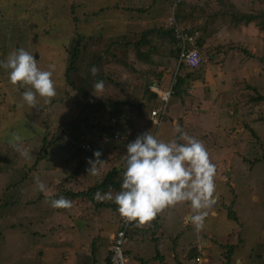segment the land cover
<instances>
[{"label": "rangeland", "instance_id": "374dc122", "mask_svg": "<svg viewBox=\"0 0 264 264\" xmlns=\"http://www.w3.org/2000/svg\"><path fill=\"white\" fill-rule=\"evenodd\" d=\"M110 1L115 7L109 9L105 7L109 5L108 0H0V61L6 60L10 53L22 47L34 56L41 70L53 72L52 79L57 92L56 97L48 104L37 95L38 106L32 108L22 98L26 87L13 85L9 80L10 70L0 67V102L4 105H0V264H78L79 259H83L86 264H96V258L87 257L84 249L80 248H91L95 244H92L93 239L89 243L91 233L102 232L103 228L105 230L102 237L108 244L109 231L117 228L114 211L109 207L97 209L91 200L87 202V207L75 203H72L70 208L51 206L53 200L72 197L71 193L65 191V183H62L66 175L75 168L72 164H61L66 155L65 148L57 152L56 148L47 149L49 157L39 164V171L42 173L33 171L29 179H25V166L32 165L38 159V152L42 147L44 134L41 129L44 130V117L57 118L63 122L67 120L66 116L73 119L77 115L75 104L68 103L66 98L67 90L71 93L77 92L66 79L67 46L70 38L81 33L103 34L104 41L99 42L98 48L104 45L108 50L106 57L108 54L117 53L121 58L125 52L121 47L113 45L110 42L112 39H120L126 33L130 35L131 32L142 30L148 25H165L169 17L175 15L180 23L188 22L194 27L207 28L206 31L202 30L203 45L209 50L208 53L204 51L206 55L217 52L216 44L226 45L222 49L224 53L220 51L223 63H215L219 67L218 70L225 74L223 77L217 76L216 82L211 79L208 87L214 99L218 95L215 91L217 85L220 89H233L236 92L234 100H241L243 103L246 100L248 103V98L257 94L250 90L248 84L258 87L264 94V61L260 57L264 56V30L259 23L253 22L238 30L226 24L231 18L224 16L210 26L205 19L211 12L215 13L223 7L219 6L217 0H211V5L205 6L206 8L202 5L204 0H188L186 4L179 5H175V0ZM234 1L238 4L236 7L227 3L226 8L261 14L260 20L264 22V0ZM192 6H196L195 10H192ZM90 30L93 33H89ZM240 47L253 52L254 55L241 52ZM168 48L171 49L172 46L169 45ZM229 55L232 57L231 61L225 63ZM94 57L98 58L96 53ZM130 57H134V54ZM84 59L77 71L71 73V80L77 81V84L81 83V87L92 84L91 76L83 73L88 56ZM50 65H54V70ZM107 68L119 71L117 79L120 85H108L103 91H93L92 97L96 101L92 102L101 104L104 118L108 121L105 123H110L113 128L115 125V129L127 134L131 142L137 138L139 132L145 131H150L158 140L178 142L181 133L176 131L177 128L187 134L191 132L194 138L201 140L202 135L194 123L196 118L206 116L202 125L204 129L215 123L216 118L212 110L199 114L192 108L179 107L181 116L188 118L185 123L177 122L174 125L171 122V111L173 105L181 104V98L175 96L161 125L155 127L150 124L145 129L150 106L158 105V101L146 100L141 107V113L129 104H138L146 99L142 96L144 90L149 88V78L160 82L155 71L148 66L143 67L142 63L136 64V71L127 69L122 63H116L109 64L104 71L100 68V74H106ZM213 70L219 73L217 68ZM198 75L200 81L193 85L195 89L200 88L198 83L203 81V77L210 80L204 70H200ZM170 81L168 79L164 82L165 88H169ZM93 84L95 85V82ZM92 97L89 96L88 99L91 100ZM191 101L192 99L187 100ZM117 102L118 106L114 108L111 104ZM245 106H241L244 107L241 113L244 120L236 128L238 131L235 130L239 132L238 138L232 133L226 134V137L222 135L219 138L221 145L214 150V157L210 159L217 166L214 194L216 203L206 210L209 214L204 220L203 228L198 232L191 218L185 222L187 213L191 217L194 214L190 202L177 204L166 221L165 218H160L158 222H152L153 228L156 227L155 224L163 225L162 242L161 239L153 240L152 233L147 231L142 239L146 241L145 246L132 247L127 262L131 260L130 264H224L227 250L235 246L238 254H241L235 256L237 258L233 259V264H264V119H258L259 116H264V103L257 101L255 104L251 102L250 107L247 104ZM217 108L215 104L214 110ZM222 114L220 121L223 124L227 113L224 110ZM190 122H193L195 127L191 126ZM248 124L257 131V136L246 127ZM222 131L224 132V129ZM108 135V151L122 147L121 144L124 143L114 140L113 133L108 131ZM205 138L208 139L207 136ZM88 140L93 138L89 137ZM95 144L97 150L105 146L102 141ZM121 155L125 158L126 152H121ZM55 167L57 171H53V174L48 171ZM41 184L45 186L46 191L41 190ZM57 192H61L59 197L53 199L43 196ZM79 211L83 220H87L83 225L89 224L88 227L77 228L82 239L74 244L80 245V250L72 248L73 242L63 236L60 229L61 225L71 226L73 216ZM77 219V225H81L80 217ZM195 243L201 244L204 251H199L194 246ZM111 245L110 238L107 246L109 254ZM191 250L194 255H190ZM197 256L202 257L200 262L195 260ZM136 257H142L144 262Z\"/></svg>", "mask_w": 264, "mask_h": 264}, {"label": "trees", "instance_id": "16d2710c", "mask_svg": "<svg viewBox=\"0 0 264 264\" xmlns=\"http://www.w3.org/2000/svg\"><path fill=\"white\" fill-rule=\"evenodd\" d=\"M109 1V5L105 6L106 8H111L115 7L112 5V1ZM186 1L182 2L183 4ZM180 3V4H182ZM217 3L221 7L218 11L211 12L209 14V17H207L205 20L210 23V26H213L218 19L223 18L224 16L230 17L231 20L227 21L226 24L234 28L242 29L245 26H248L249 24L255 22L259 23L261 26V29L264 30V22L260 20L261 14H254L253 12H244V11H237L239 10H230L226 8V4L229 3L232 7H236L238 4L234 0H217ZM179 5V4H177ZM203 8H206L205 6L211 5V0H204V3L202 4ZM196 6H192V10H195ZM198 8V7H197ZM102 9V8H101ZM134 9V8H133ZM143 10V9H139ZM212 13H214L212 15ZM92 14V13H90ZM190 15V14H189ZM261 21V22H259ZM168 22H166L165 25H148L142 30L131 32L130 35H123L119 39V37H116L112 39L110 42L113 43L116 47H121L122 50L125 52L123 57H119L117 53H111L110 55L106 57L107 53V47H104V45L101 48H98L99 42L104 41L102 39L103 34H96V35H91V34H78L77 36L70 38L68 46H67V54H68V65L66 69V79L67 83H70L73 86V89L77 91L76 93H71L70 91L67 90V102L75 104V109L77 112V115L73 119H69L68 116L65 117V121L61 122L57 118H50L47 119L44 117V130L41 129L43 135L42 138V147L40 151L38 152V159L32 164V165H26L27 167V177L25 176V179H29L30 173L33 171H39L40 167L39 164L42 160L47 159L49 157L47 149L50 148H56L57 150L60 149H66V155L64 156V159L61 160V164L64 166H67L68 164H72L75 166L74 170L71 171L66 175L62 183H65L66 186H70L71 188L68 191H71L73 198L76 196H82L84 198H87V202L91 200L92 202L95 203V206L97 209H99L101 205L98 202V199H96V193L98 191L106 193L108 192L110 186L113 185L115 186L116 181L115 179H118V192H120L121 185L123 182V172L118 170L116 166H113L111 170H108L107 172H104L103 174V179L100 182H95L94 185L88 186L82 191H77L74 192V188L77 189V187L81 186V181L80 179L86 175V179H89V176L87 175V170L91 167L90 161H95L97 157L94 155L95 152L99 151L101 153L99 157V161L107 159L106 157V152L107 150H103V147L97 150L95 142H104V145L106 148L108 147L109 143L107 140L109 138L108 131L110 133H115L113 131H119L121 133V130H116L115 125L114 128L113 126L108 123L106 124L105 122H108L104 118V111L100 103L94 104L92 101H96V99L93 96V91H94V84L99 81H103L104 88H106L108 85L112 86H119L120 82L117 79L119 76V71L114 70V68H107V73L105 74L104 72L100 74L99 69L102 68L104 69L111 65H116V63H122L125 65L127 69H133L134 71L138 70L136 68L137 63H142L143 67L148 66V68L152 69L155 71V75L159 78L160 84H162V78L164 76V72L166 69L170 71L171 75V82L170 86H173V94L172 97H175L179 94V96L182 94H188L187 91H189L190 87L185 88V83L189 77H191L193 74H195L197 71H199V67L206 61H204L200 66L196 67H191L188 65H185L184 63L179 66V69L177 70L178 66V60L180 57V49L178 46V40L175 38V32H174V27L172 25L167 26ZM242 25V26H241ZM203 26V25H202ZM209 26V27H210ZM196 30H199L201 32V36L199 38V43L202 47V51L208 53L209 50H206V48H203V38H204V33L202 30L206 31V27H194ZM89 33H93V31H89ZM172 46L171 49L168 48V46ZM226 45L223 44H216V50L217 52H214L215 55L211 52L209 55L210 61L214 60V57L216 55H219L222 51L223 48H225ZM214 47V48H215ZM239 50L241 52H249L254 55L253 52H250L249 50L245 49L244 47H240ZM221 51V52H220ZM229 49L227 48L228 52ZM95 53L97 54L98 58H95ZM224 53V52H223ZM130 57L129 56H133ZM88 56V61L87 64L85 65L84 68V75H90L91 76V82L92 84H87L85 87H81V83L77 84V81L71 80V73L73 71H77V68L79 65L83 63L85 60L84 58ZM206 56V55H205ZM207 60H208V56ZM261 60L264 61V56H260ZM231 55L227 56L225 63L231 61ZM223 62V61H222ZM172 65V68H170ZM91 66H94L95 68L98 69L97 73L95 75H92L91 71ZM177 70V74L176 73ZM173 78H176V81L174 84ZM72 81V82H71ZM149 84H151L153 81L152 78H149L147 80ZM123 84L121 83V86ZM248 87L250 88L251 91L254 93H257L256 95L252 94L251 97H249V102L247 100L245 101L243 105L247 104V106H251V102L255 104L257 101L258 102H263L264 103V94L261 92V90L256 87L248 84ZM92 97L91 100L88 99V97ZM142 97H145L146 100L148 101H154L157 100L158 95L151 91L149 88H146L144 90V94ZM2 102H0V105ZM128 103V102H127ZM115 107L118 106L117 104L113 103L111 104ZM4 106V105H3ZM233 106L235 110H233V114L238 113V106H239V100H234L233 101ZM136 108V107H134ZM233 108V109H234ZM153 109V106H150V113L151 110ZM102 112V113H101ZM101 113V114H100ZM113 113V112H112ZM97 114V115H96ZM103 116H100L102 115ZM121 118L122 116L119 115ZM260 118L258 119H264V116H259ZM105 120V121H104ZM254 120H256L254 118ZM110 127V128H109ZM249 130L252 131L254 136H257V131L253 129L249 124L246 126ZM237 126L233 124V127H229V131L224 129V133L222 134V131H217L215 130L214 132V139L218 141V145H221L220 142V137L222 135L226 134H234L235 138L237 137L236 135L238 132L235 131ZM65 129V130H63ZM100 134V135H98ZM102 134V135H101ZM89 135L88 137H86ZM96 136L99 138L96 139ZM103 136H106V139H103ZM89 137H92L93 140H88ZM114 139V137H113ZM115 140V139H114ZM224 141V139L222 140ZM56 143H60L61 147H56ZM63 143V144H62ZM89 144L90 147L86 148L84 145ZM98 166V163L96 164ZM95 165V166H96ZM53 169V168H51ZM74 187V188H72ZM65 188V187H64ZM67 190V189H66ZM65 190V191H66ZM61 192L52 195L50 198L54 197H59V194ZM102 193V194H103ZM43 194V192H42ZM100 194V193H99ZM47 196V195H43ZM102 205H106L105 201H103ZM107 207L109 208H114L113 210L118 214L119 217V206L113 201L107 202ZM96 213L98 211L96 210ZM231 213V211L229 212ZM89 214V213H88ZM235 218V217H234ZM84 219V218H83ZM157 217L153 220L156 222ZM237 220V219H236ZM87 221V220H84ZM156 225V224H155ZM155 228H153L154 230ZM240 241H242V238H240ZM96 243V238H93V243ZM226 248V246L224 247ZM227 249V248H226ZM264 250V248H262ZM243 253V251H242ZM225 256V262L224 264H233V259L237 258L235 256H239L238 251L236 250L235 246H232L229 248L226 252ZM190 255H194L192 250L190 251ZM240 258H243L240 256ZM245 259V258H244ZM107 261L109 264L110 262V256L108 255Z\"/></svg>", "mask_w": 264, "mask_h": 264}, {"label": "clouds", "instance_id": "9594fccd", "mask_svg": "<svg viewBox=\"0 0 264 264\" xmlns=\"http://www.w3.org/2000/svg\"><path fill=\"white\" fill-rule=\"evenodd\" d=\"M0 67L10 70L9 80L13 85L26 87L22 98L30 107L38 106L37 95L43 98L45 104L51 103L56 97L53 72L41 70L34 56L22 47L10 53L6 60L0 61ZM49 67L54 70V65ZM91 71L95 75L98 69L93 67ZM103 88V81L97 82L94 85V93L103 91ZM176 131L181 133L180 139L185 143L158 140L150 131L140 134L128 143L122 190L114 198L111 192L103 197L97 193L96 199H114L119 206L121 217L126 222L134 221L139 227L149 224L166 208L190 202L194 213L191 220L199 232L209 214L206 210L216 203L214 194L217 166L210 160L209 153L199 140L179 128ZM94 155L97 159L90 161L89 168L92 173L97 171L95 165L101 153L97 151ZM40 187L46 191L43 184ZM51 206L70 208L72 202L61 197L53 200ZM133 236L135 239L134 231L132 239Z\"/></svg>", "mask_w": 264, "mask_h": 264}, {"label": "crops", "instance_id": "0c3cea01", "mask_svg": "<svg viewBox=\"0 0 264 264\" xmlns=\"http://www.w3.org/2000/svg\"><path fill=\"white\" fill-rule=\"evenodd\" d=\"M203 48L204 49L206 48L205 45H203ZM203 53L206 55L205 52H203ZM212 53L215 55L214 52H212ZM206 56H208V60L206 62H204L199 67L198 70L199 71L200 70L206 71L207 72V76L209 77L210 80H207V77H203V81L198 83V84H200V88L195 89V88H193V85L196 82L200 81L198 79L199 71H197L195 74H193L191 77H189L187 79V81L185 83V88L186 87H190L189 88L190 90L187 91L188 94L184 93V95L181 94L179 96V94H178L176 96V97H180L181 98V104L180 105H178V104L173 105L174 107L172 108V111H171V115H172L171 122L174 125L177 122L178 123H182V122L185 123V120L188 118L187 116H184V117L181 116L182 112L179 109V107L192 108L193 111H195V112H197L199 114H204V113H207L208 111L212 110V112L215 114L216 120H215L214 124L208 125L207 129H204V127H202L203 120H204V118L206 116H201L200 118H196V120L194 121L196 127L199 129V133H201V135H202V136H200L201 140H199V141L205 146L207 152L209 153L210 159H211V158L214 157V150L218 147V141L214 142L215 139L213 138L215 130H217L218 132L222 131V129H226V130L229 131V127H233V124L238 127L240 122L242 120H244V117L241 115V113L243 112V108L244 107H241V106H245V105H243V102L241 100H239V106L240 107L238 106V113L236 115L233 114V110H235V108L233 106V101H234V97L236 96V92L233 89H230V88H228V89L227 88L226 89H220V87L217 85V87L215 89V91L218 92L217 97L214 99V96L213 97L211 96V93H210V91L208 89L209 83L211 82V79L216 82L217 76L220 75V76L223 77L224 74H225V72H223L221 70H218L219 67H217L216 64H215V63H217V64L221 65L223 63L222 62L223 61V56H221V54L216 55L214 57L213 61H210V57H209L208 54ZM213 68H217V71H219V73L217 74V72L215 70H213ZM170 76H171L170 71L166 70L164 72L163 78L161 79L162 80L161 86L163 88H165L164 87V82H166L168 79L171 80V78H167V77H170ZM169 88H170V86H169ZM166 89H168V88H166ZM224 90H225V93H224ZM173 98L174 97H171V99H170V101L168 103V111H169L170 106H172L171 105V100ZM189 99H192V101L191 102H187V100H189ZM156 101H158V105H160L161 101L158 99V97H157ZM142 102H144V104H145L146 99L145 100L143 99ZM208 102H209V104H208ZM215 104L218 106V108L216 110H214L215 109ZM158 105H156V106H158ZM152 106H153V108L156 107L155 105H152ZM224 110L227 113V115L225 116V118H224L225 121L222 124L220 119H221V117L223 115L222 113H223ZM139 112L141 113L142 110H139ZM150 119H151V114H148L147 121H146V124H145V129H147L148 126L151 124ZM192 121H193V118H192ZM194 123L190 122V125L195 127ZM122 126H118V127H122ZM236 131H238V129ZM155 132H157V131H155ZM142 133L143 132H139L137 137L140 134H142ZM223 133L224 132L222 131V134ZM123 134L127 135L125 133H123ZM188 135L191 136V137H194V135L191 132H189ZM238 135H239V132L236 135L237 136L236 138H238ZM205 136H207L208 139H206ZM130 142H131V138L129 139V141L127 143L121 144L122 147L116 148V150H114V151L111 150V149H109V151H108L106 146H103V150L104 151L107 150L106 157L109 158L108 161L105 159V160H102V161L98 162V166L97 165L95 166L96 170H97L95 173L89 172V169H88L86 173L89 176V179L85 178L86 175L83 176L80 179L81 186L77 187V189H75L73 187L74 188V192L82 191L85 188H87L88 186L94 185L95 182H100L103 179L102 177H103L104 172H107L108 170H111V168L113 166H116L118 168V170L122 171L123 174H124V170L126 169L127 164H126V157L123 158L124 155H121V152L124 153V154L126 152V154H127V145ZM178 142L184 143L180 139L179 136H178ZM48 171H50V173L53 174V171L56 172L57 168L55 167L52 170L48 169ZM37 172L42 173L41 171H36L35 173H37ZM115 181H116L115 186L111 185L109 190H107L108 192H106V193L111 192L113 198L118 193V189H117V187H118V183H117L118 179H115ZM51 183H53V181ZM69 189H70V186L68 185L66 191H68ZM68 193H71V191H68ZM98 193H100V195L102 197L105 196V194H106V193H103V192H100V191H98ZM54 194H52V195H54ZM52 195H48L46 197L50 198ZM71 196H72V193H71ZM50 199H52V198H50ZM66 199H68L72 203H75V204H78V205L81 204V205H85L86 207L88 206V204H87V200L88 199L84 198L82 196H76L75 198H73V196H72L71 198H66ZM98 201L99 202L101 201V205L99 203L100 208H105V207H107V202H109L111 200L102 199V200H98ZM103 201H105L106 205H102ZM113 201H114V199H113ZM113 209L114 208H110V210H113ZM174 210H175V207H169V208H166L165 210H163L162 213H158L157 216H156L157 217L156 222H158L157 220L160 219V218H165V221H166V219L169 216H171V213ZM114 213L115 214H114L113 217L116 218V223H117L118 222V214L115 211H114ZM69 217L71 219H73V217H74L71 226H62L61 225L60 229L62 231L63 236H66L69 241L73 242L72 243V248L73 249H79L80 245H78V244L75 245L74 244L75 241H79L80 239H82V235L79 232H77V228L81 227V229H82V228H85L86 226L88 227L89 224L83 225V223L85 221L83 220L81 211H79L75 216L72 217V215H70ZM77 217H80V219L82 221L81 225H77V222L79 220V219H77ZM190 218H191V215L189 213H187L186 216H185V222L190 221ZM152 222L156 223V222H154L152 220L149 224H146L143 227L137 226V223L135 224V227H134L133 231L136 234V236H135V239H134V236H133L134 240L132 239L130 249L128 250L129 257H130V254H131L130 252H131V248L132 247H136V246L144 247L145 246L144 243H146V241H144V240L142 241V239L147 234V231L150 232V234L152 233V235H153L152 239L153 240H155V238L158 239V240L161 239L160 242H162L163 233H164V231H162L163 230V227H162L163 225L162 224H156V227L153 230V227L151 226V225H153ZM164 225H165V222H164ZM81 229H80V231H81ZM104 230H105V228L102 229V232L95 231V232L91 233V235L89 237V243L91 242V240L93 238H96V243L94 245H92L91 248H88V249L80 248V249H84V253H85V255L87 257L94 256L96 258V262H95L96 264L97 263L98 264H107L108 263V261H107L108 255L107 254H109V253H107V246L109 245V241H110L111 235L114 233V231L116 229L109 231L108 244L105 242V238L102 237L103 236L102 233H103ZM150 230H152V231H150ZM92 244H93V241H92ZM64 256H65V259H67V256L65 254H63V257ZM136 259L137 260H141L142 262H144V259L142 257H136ZM130 262H131V260H129V262H127V264H130ZM78 264H86V263H85V261L83 259H79L78 260ZM135 264H139V262H136ZM178 264H180V263H178Z\"/></svg>", "mask_w": 264, "mask_h": 264}, {"label": "built area", "instance_id": "2783aa9c", "mask_svg": "<svg viewBox=\"0 0 264 264\" xmlns=\"http://www.w3.org/2000/svg\"><path fill=\"white\" fill-rule=\"evenodd\" d=\"M187 0H175V4H180ZM171 17V16H170ZM168 19V24L172 25L175 32V38L178 40V46L180 49V57L178 60L177 70L181 64H185L191 67L200 66L207 58L204 56L202 52V47L199 43V38L201 36V32L194 28L191 23H180L176 16ZM177 70L174 76L177 74ZM176 78H173L172 84H174ZM151 91L158 95V99L161 101L159 106H156L151 110V123L155 127H159L161 125L162 120L168 114V103L172 97L174 92L173 86L166 89L161 87L160 82L154 81L149 85ZM113 137L115 140H119L122 143H127L130 139L129 136L124 135L122 132L113 131ZM99 137L96 136V139ZM103 139H106V136H103ZM86 148H89V144L84 145ZM135 222H126L120 215L118 217V225L116 231L112 234V245L110 249V262L109 264H127V259L129 257L128 249L130 242L132 240V231L134 229ZM195 247L198 248L199 251L203 250V246L199 243H195ZM204 251V250H203ZM202 257L197 256L195 258L196 261H201Z\"/></svg>", "mask_w": 264, "mask_h": 264}, {"label": "water", "instance_id": "95a60500", "mask_svg": "<svg viewBox=\"0 0 264 264\" xmlns=\"http://www.w3.org/2000/svg\"><path fill=\"white\" fill-rule=\"evenodd\" d=\"M144 104V102H140V103H130L129 105L130 106H135L137 109H139V110H141V106ZM58 145H61V144H58V143H56V147L58 146Z\"/></svg>", "mask_w": 264, "mask_h": 264}]
</instances>
